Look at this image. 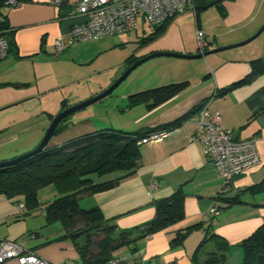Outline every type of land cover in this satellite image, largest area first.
Segmentation results:
<instances>
[{
  "label": "crops",
  "instance_id": "obj_1",
  "mask_svg": "<svg viewBox=\"0 0 264 264\" xmlns=\"http://www.w3.org/2000/svg\"><path fill=\"white\" fill-rule=\"evenodd\" d=\"M76 1L62 0L59 6L43 0H23L11 7L0 4L14 44V49L0 60V161L33 149L63 104H76L108 87L126 69L129 56L137 60L156 51L196 53V29L205 33L208 49L232 45L251 37L264 24V0H221L220 10L204 8L214 0H194L197 12L186 9L176 14L147 45L142 46L141 40L153 34L155 28L140 17L136 29L117 34L115 39L69 43L71 27L85 19L75 11ZM188 11L194 17L185 22ZM144 24L150 31L138 35L136 30ZM57 37L64 50L52 59V45ZM103 54H107L103 63L114 67L105 82L81 92L69 90L77 69L100 64ZM258 58L264 60V31L244 45L204 58H150L137 66V79L120 93L118 102L110 103L102 112L87 107L74 112L67 126L53 135L46 147L106 128L130 133L152 130L207 101L210 111L221 112L220 125L229 129L234 139H253L256 144L259 163L235 174L220 199L235 196L264 179V70L234 89H224L249 74L251 61ZM181 81H188L187 86L157 106L150 108L141 103L127 107L130 94ZM194 127L188 118L161 141L140 144L138 166L132 173L108 189L80 198L82 207L96 205L118 229L138 234L141 225L154 217L156 200L177 189L182 191L183 218L140 238L135 252L128 247L118 249L115 258L124 259L126 264H149L154 260L160 264H193L197 246L207 237L204 251L199 252L201 262L213 243L208 235L214 232L229 243L223 264H241L243 250L238 243L264 224V193L245 192L242 202L231 206L219 200L217 193L224 181L204 154L201 143L193 138ZM119 175L120 172H113L101 177L106 176L103 180H93L99 182ZM152 183L155 186L151 187ZM56 196L55 188L52 200ZM21 202L20 197L8 198L0 193V238L20 241L26 249L53 264H80L73 244L67 239H56L63 234L61 223L50 229L54 227L46 226L41 208L21 209ZM213 205H218L217 212L212 211ZM177 235H182V239L172 244ZM4 264L18 263L9 260Z\"/></svg>",
  "mask_w": 264,
  "mask_h": 264
},
{
  "label": "trees",
  "instance_id": "obj_2",
  "mask_svg": "<svg viewBox=\"0 0 264 264\" xmlns=\"http://www.w3.org/2000/svg\"><path fill=\"white\" fill-rule=\"evenodd\" d=\"M193 11L197 12L196 4H194ZM174 16L154 27L155 32L142 39L141 45H147L154 40ZM11 32L3 16L0 22V35L7 39L9 51L14 49ZM208 44L209 42H207L206 49H208ZM134 61L136 59L129 56L126 58L125 67L127 68ZM251 66L249 74L231 83L224 91L246 83L264 70V60L254 59L251 61ZM187 84L188 81H181L130 94L127 97V107L143 103L152 108L177 94ZM201 104L175 121L152 130L178 127ZM67 106L63 104L62 108ZM69 118L70 116L58 124L54 135L67 126L70 122ZM152 130L130 133L106 128L81 135L58 146L45 147L20 162L0 167V193L8 198L22 197L23 207L28 211L41 208L46 225L56 221L60 222L63 234L56 239H67L73 244L80 264H109L110 261L118 259L114 256L118 249L128 247L131 252H135L136 242L140 238L163 230L184 216V195L180 189L154 202V217L141 225L138 234L118 229L113 219L106 218L98 206L84 208L80 205L79 200L83 195L108 189L122 176L136 169L140 158L138 140ZM113 172H120L121 175L99 182L93 180V175L102 177ZM49 184L55 185L58 196L42 206L38 199V190ZM225 191L218 192L217 198L227 206L238 204L242 202L241 195L245 192L264 193V179L244 188L235 196L220 199ZM208 237L213 240L212 246L207 250L205 258L198 262L199 254L204 249L203 243L207 240V237L204 238L192 256L193 264L224 263L229 243L214 232ZM181 239L182 235H177L171 243L179 242ZM238 244L243 250L241 264H264V224L257 227Z\"/></svg>",
  "mask_w": 264,
  "mask_h": 264
},
{
  "label": "built area",
  "instance_id": "obj_3",
  "mask_svg": "<svg viewBox=\"0 0 264 264\" xmlns=\"http://www.w3.org/2000/svg\"><path fill=\"white\" fill-rule=\"evenodd\" d=\"M23 0H0V4L8 7L15 6ZM46 3L61 5L62 0H43ZM75 11L81 14L84 21L74 24L67 37V41L97 40L106 36L130 32L137 27L140 17L150 26L161 25L165 20L181 13L186 9L194 10V0H77ZM3 15L0 12V22ZM195 39L198 50L204 51L207 47V38L203 31L196 29ZM64 50L60 37L53 41L52 59H55ZM9 52L7 39L0 35V60ZM194 123L193 138L200 142L203 152L215 165L219 176L224 181L225 191L229 180L237 173L259 163L256 144L253 139L236 140L229 129L221 127L222 115L219 110L210 111L208 102L189 117ZM178 127L160 128L148 132L138 140V144L161 141ZM155 186L154 183L151 187ZM23 208V204L19 205ZM212 211L217 212L213 205ZM14 260L18 264H53L25 248L20 241L0 238V264ZM109 264H126L124 259L110 261ZM149 264H160L154 260Z\"/></svg>",
  "mask_w": 264,
  "mask_h": 264
},
{
  "label": "water",
  "instance_id": "obj_4",
  "mask_svg": "<svg viewBox=\"0 0 264 264\" xmlns=\"http://www.w3.org/2000/svg\"><path fill=\"white\" fill-rule=\"evenodd\" d=\"M220 1L221 0H214L210 3H208L206 6H204V8L206 9V8L214 7L216 9L220 10L222 8ZM262 31H264V24H262L261 27L251 37H249L243 41H240V42L232 44V45L214 47L211 49H206L204 51H198L196 53H178V52H170V51H156V52L148 53V54L138 58L131 65H129L119 75V77H117L108 87H106L105 89H103L99 93H97V94H95V95H93V96H91V97H89L83 101H80L76 104L67 106L66 108H64L60 112H58L56 115H54L53 118L51 119V121L49 122L42 138L40 139L38 144L33 149H31V150H29V151H27L21 155H18L12 159L0 161V167H5V166L15 164L17 162H20L21 160L26 159L27 157H29V156L37 153V152H40L41 150H43L47 146L50 138L54 135V131H55L56 127L58 126V124L60 122H62V120H64L65 118H67L68 116L73 114L74 112L81 110V109H84V108L100 101L101 99H103L107 95H109L128 76V74L132 70H134L138 65L142 64L146 60L153 58V57H157V56H172V57L185 58V59L204 58L209 54H213V53L222 51L224 49L244 45V44L250 42L251 40H253L254 38H256Z\"/></svg>",
  "mask_w": 264,
  "mask_h": 264
},
{
  "label": "rangeland",
  "instance_id": "obj_5",
  "mask_svg": "<svg viewBox=\"0 0 264 264\" xmlns=\"http://www.w3.org/2000/svg\"><path fill=\"white\" fill-rule=\"evenodd\" d=\"M190 13H186L185 15V22H190L189 20H193L194 14L192 13V11H188ZM149 26L147 24L142 26H139V28L136 30V33L138 35H143L142 33H146L149 32ZM132 35H136L135 33H133ZM108 37V39L112 40L117 38V35H111V36H106ZM105 37V38H106ZM88 42H91L89 40H87ZM107 54H103V56L99 59V61H101V63L99 64L94 63L93 65L89 66V68H78L76 71V80L69 86V90H73L75 92H81V91H85L87 89H89L90 87H97L99 82L103 83L105 82L106 78L109 77V75L112 73V70L114 69V67H108V66H112V65H105L103 63L104 61V57H106ZM99 58V57H98ZM157 59V58H156ZM156 61V60H153ZM145 63V62H144ZM154 63V62H152ZM140 67V66H138ZM138 67L135 68L134 70H132L128 76L106 97H104L103 99H101L100 101L96 102L95 104H92L90 106H88L86 109H90V111L92 109H98L100 112L103 111V109L109 107V104L112 102H118V97L120 95L121 92H124L127 90V86L131 83H133L137 78V71H138ZM163 68V67H162ZM85 100V99H84ZM103 177V176H102ZM106 176L104 178L98 177L96 175H93V179L95 181H97L98 179H105ZM55 193V185L53 184H49L46 185L44 187H41L38 190V199L41 198L43 201L41 203V205L43 206L44 204H47L48 202H50V199L52 200L53 195ZM21 203L23 204V198L21 197ZM42 212V210H41ZM38 217H42L43 216L37 214ZM45 219V218H44ZM59 223L54 222L52 224H48L46 226H51V227H59ZM54 228H50V229H55Z\"/></svg>",
  "mask_w": 264,
  "mask_h": 264
}]
</instances>
